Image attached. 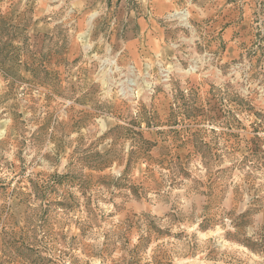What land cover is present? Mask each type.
Returning a JSON list of instances; mask_svg holds the SVG:
<instances>
[{"label":"rangeland","instance_id":"obj_1","mask_svg":"<svg viewBox=\"0 0 264 264\" xmlns=\"http://www.w3.org/2000/svg\"><path fill=\"white\" fill-rule=\"evenodd\" d=\"M121 1L0 0V264H264V1Z\"/></svg>","mask_w":264,"mask_h":264},{"label":"crops","instance_id":"obj_2","mask_svg":"<svg viewBox=\"0 0 264 264\" xmlns=\"http://www.w3.org/2000/svg\"><path fill=\"white\" fill-rule=\"evenodd\" d=\"M121 3L123 8L129 6L140 9L150 8L152 10L150 19L154 22L150 21L151 24H159L158 20L162 19L167 12L184 4L190 9L194 23L208 29L212 26L213 29L218 30L217 34L223 36L227 41L229 40L225 50L228 57L236 52L238 36L241 37L244 34V37H253L254 18L262 5L261 0H122ZM146 15L149 17V14H145L138 18L137 23L147 25L146 23L149 21L146 19ZM236 31L237 37H235Z\"/></svg>","mask_w":264,"mask_h":264}]
</instances>
